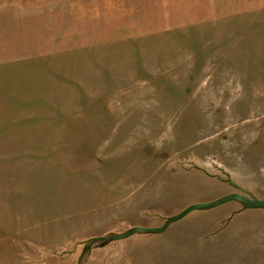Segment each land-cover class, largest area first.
<instances>
[{
    "label": "rangeland",
    "instance_id": "rangeland-1",
    "mask_svg": "<svg viewBox=\"0 0 264 264\" xmlns=\"http://www.w3.org/2000/svg\"><path fill=\"white\" fill-rule=\"evenodd\" d=\"M157 5L0 0V264H76L85 239L234 191L191 163L264 199V0L195 19ZM240 207L95 243L81 264L264 255L220 236L264 224Z\"/></svg>",
    "mask_w": 264,
    "mask_h": 264
},
{
    "label": "water",
    "instance_id": "water-1",
    "mask_svg": "<svg viewBox=\"0 0 264 264\" xmlns=\"http://www.w3.org/2000/svg\"><path fill=\"white\" fill-rule=\"evenodd\" d=\"M191 165L194 169L201 171L203 174H205L208 177H215L216 179L222 182L228 183L234 189V191L223 194L209 201L195 202L188 204L182 209H180L178 212L166 217L164 222L159 226L136 225L126 229L123 232L98 235L85 239L84 241L81 242L82 248L80 250V253L78 254L76 264H81L85 253L95 243L99 242L100 245H105L109 242L126 239L135 234H144V235L161 234L165 232L173 223L183 219L185 216H187L189 213L193 211L209 210L228 202H236L240 204L241 207L239 210H244V209L264 210V199L257 198L251 191L235 183L233 180H231L230 176L227 173H225L223 170H221V173L225 175V178L221 177L218 174H211L206 169L199 167L193 163H191Z\"/></svg>",
    "mask_w": 264,
    "mask_h": 264
},
{
    "label": "crops",
    "instance_id": "crops-1",
    "mask_svg": "<svg viewBox=\"0 0 264 264\" xmlns=\"http://www.w3.org/2000/svg\"><path fill=\"white\" fill-rule=\"evenodd\" d=\"M159 2L156 8H159L158 14L163 18L165 16L164 12H174L176 17L179 18H204V17H223L227 16L228 13H217L218 10L229 11L236 8V0H223L220 6L217 4L216 0H156ZM166 10V11H165ZM170 10V11H169ZM172 17L171 14H167ZM244 225L241 221L240 225ZM257 227L264 226L261 223H252L251 227L247 225L245 229H237L234 235L220 236L235 238V255L238 257L243 253H261L264 252V228L262 232L254 233L257 231ZM256 229V230H255ZM235 264H264V255L254 256L251 259H245L244 261L237 260Z\"/></svg>",
    "mask_w": 264,
    "mask_h": 264
}]
</instances>
